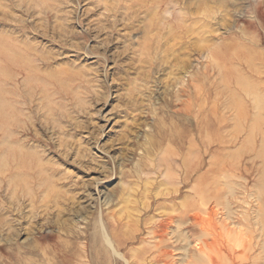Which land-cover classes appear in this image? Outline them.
<instances>
[{
  "label": "rangeland",
  "instance_id": "obj_1",
  "mask_svg": "<svg viewBox=\"0 0 264 264\" xmlns=\"http://www.w3.org/2000/svg\"><path fill=\"white\" fill-rule=\"evenodd\" d=\"M208 46L249 47L253 65L230 62L247 82ZM188 164L203 176L183 187ZM188 205L199 245L242 250L225 222L264 264V0H0V264H156L148 232L170 216L182 251L158 264H206L177 220Z\"/></svg>",
  "mask_w": 264,
  "mask_h": 264
},
{
  "label": "bare ground",
  "instance_id": "obj_2",
  "mask_svg": "<svg viewBox=\"0 0 264 264\" xmlns=\"http://www.w3.org/2000/svg\"><path fill=\"white\" fill-rule=\"evenodd\" d=\"M205 10V12H207V11H209V13L211 14V13H213L214 14V12H211V10H210V8H204ZM205 14V13H204ZM213 14H211V15H213ZM241 15V14H240ZM242 17V16H241ZM183 18L184 17H180V20H178L177 21V24H178V26H175L174 28H172V34H173V38L176 40L177 38H184L186 41L184 42V46H183V49H188L189 48V46L192 44V46H194L193 45V43L192 42H190V34H191V32H192V27L193 26H190V25H187V24H185L184 22H183ZM250 24L251 25H254V26H258V23L257 22H254L253 20H251L250 21ZM204 33H206L205 31H204ZM201 34V35H205V34ZM198 34H200V32H198ZM237 35V34H236ZM203 37V36H202ZM189 38V40H187ZM203 40L205 41L206 40V38H204L203 37ZM190 42V43H189ZM189 43V44H188ZM252 44H251V46L252 47H254L255 45H254V43L253 42H251ZM198 46V45H197ZM246 48H249V47H242L241 49H238V50H236L235 52H236V54L238 55V56H236V55H234V54H232V56H227V53L224 51V50H222V49H220V50H218V49H216V48H212L211 46H208V52L210 53V55L214 58V60L216 61V63H218V65H219V67L220 66H223V67H225V69H226V71L228 70V72L230 73V72H235L236 73V68H232V63H230V62H233V58L234 59H239L238 61V64H240L243 68H245V66H251V65H253V56H249V52H247L246 51ZM228 50H229V47H228ZM241 60H243V61H245L244 63H243V61H241ZM217 65V66H218ZM238 72V71H237ZM237 75H238V77L240 78V80L242 81H240L242 84H244L245 82H247V81H245L244 79H243V77L241 76V75H239V72L238 73H236ZM227 76H229V74L227 73ZM237 77V78H238ZM194 79V82H193V88L195 89V92H198L197 94H200V85H199V81H200V79L199 78H197V77H194L193 78ZM209 90H211L212 89V85L208 82L206 85H205ZM183 101H185V100H183ZM191 104H193L192 103V101H190V100H186V105H185V107L186 108H188V109H191ZM168 125V124H167ZM165 126H166V124H165ZM186 136V135H185ZM155 142H160L158 139H157V141H155ZM175 142L174 141H172V144H174ZM188 143H189V145H190V148L193 150V152H192V154H194V155H196L197 153L195 152L196 150H197V148L199 147V144H200V141L198 140V139H192V141H189L188 140ZM170 148H172V145L170 146ZM172 152H174L173 154H178V155H184V157H183V161L185 162L186 160H188V161H191L192 160V157H190V155H189V153L188 152H186V153H184L182 150H179L178 148H175V149H173L172 150ZM188 153V154H187ZM191 166L188 164V165H185V166H183L182 168L184 169V170H187V169H189ZM198 170H199V166H198V164H196V166L195 167H191V170H190V172H186L187 174L184 176V177H182L183 178V181H182V186L184 187V186H188V185H190L192 182H191V179H192V177H193V175H196V172L198 173ZM199 174V176L201 177V176H203V175H201L200 173H198ZM190 176H191V179L189 180L188 179V177L190 178ZM197 177L196 178V184H195V190H196V194H197V196L196 197H199L200 196V193H201V185H200V177ZM179 188V187H178ZM114 196V199H115V195H113ZM112 196V197H113ZM186 196H191V193H188V194H186ZM113 199V200H114ZM155 199V198H154ZM189 207H186L184 210H185V214H180L179 215V217H178V223L179 224H185L186 225V223L187 224H189V227L191 228V230H192V232H193V235L195 236L194 237V244H192L193 245V247H194V250L192 251V249L191 248H188V249H191V256H192V258L194 257V259H195V261L194 262H196V260L198 259V255H200L199 256V259L200 260H206V262L208 263V264H214V262L215 261H217V264L220 262V260H222L223 259V257L225 256L223 253L225 252V248L223 249V252L222 251H220V250H218V251H214V248H212V244H209L208 242H206V241H204L203 242V244H205V246H203V245H199V243H198V241L200 240H197L198 238V233H199V231L201 230L202 232H206V231H208V230H206V228H205V226H203L204 224H202V219H201V216L202 215H200V212H197V211H194V207H192V205H188ZM191 206V207H190ZM209 214V213H208ZM210 216V215H209ZM212 217V216H211ZM168 218H170L171 220H169L168 219V221H161V222H159V224H155V225H153L152 227V229H150L149 230V232H148V234H149V236H150V240H153V241H155L154 242V244H152V245H154V250H155V252L153 251V253L151 254V260L150 261H153L154 263H156V264H158V263H163V261L165 262L169 257L168 256H170L169 255V253L171 254V252H168V249L167 248H169L168 246H171L173 249H174V247H176V245H174V244H168L167 242H168V236L171 234V233H173V232H170V230L171 229H173V227L175 226L173 223H174V216H170V217H168ZM215 219V218H214ZM224 219V218H223ZM204 222H206V221H204ZM177 223V224H178ZM209 223V222H208ZM223 224L221 225V231H220V236H223L224 235V237H226V241L229 239V238H234V239H236L235 241L237 242L236 244H239L240 245V249H242V250H239V251H234L233 249H231L230 247V249L233 251V253H232V255L230 256V255H228V256H230V257H226L225 256V258H229V260L231 261L230 262V264H259V258L257 257V256H254L253 255V253H252V249H253V242H252V239H251V236L249 235V234H247V232L246 231H244L242 228H238V230H236L235 229V227L234 228H232L231 230L226 226V223L225 222H222ZM178 224V225H179ZM206 224V223H205ZM227 224H229V226H230V223H227ZM210 225V224H209ZM218 225V224H217ZM188 227V226H187ZM210 228V227H209ZM218 228H219V225H218ZM189 229V228H188ZM187 229V230H188ZM174 230V229H173ZM220 230V229H219ZM210 232L212 231V230H209ZM174 232H175V230H174ZM176 233V232H175ZM211 233H213V232H211ZM173 235H175V234H173ZM200 235V234H199ZM206 235V234H205ZM215 235V234H214ZM171 236V235H170ZM208 236V235H207ZM217 236V235H216ZM203 236H201V238H202ZM210 237H211V235H210ZM174 238V237H173ZM172 238V239H173ZM180 238H181V236H180ZM179 238V239H180ZM193 238V237H192ZM208 238H209V236H208ZM212 238V237H211ZM176 239V242H177V239L178 238H174V240ZM215 239H216V237H215ZM233 239V240H234ZM150 240H148V241H150ZM171 240V239H170ZM210 240V239H209ZM232 240V241H233ZM152 241V242H153ZM216 241H217V239H216ZM216 241H215V243H216ZM226 241H225V243H226ZM230 241H231V239H230ZM229 241V242H230ZM234 241V242H235ZM118 243H119V241H117ZM170 242V241H169ZM174 242V241H173ZM178 243V242H177ZM228 243V242H227ZM151 244V243H150ZM190 245H191V243H189ZM214 244V243H213ZM119 245V244H118ZM191 245V246H192ZM230 245V243H228V246ZM232 245V244H231ZM235 245V244H234ZM120 246V245H119ZM227 246V245H226ZM188 247V246H187ZM177 248L180 250V248L179 247H176V250H177ZM228 248V247H227ZM234 248V247H233ZM236 248H237V245H236ZM118 249H119V247H118ZM184 249V248H183ZM139 250H141V251H139ZM150 250V249H149ZM185 250H187V249H185ZM226 250H228V249H226ZM129 251H131V252H133V257L132 258H134V259H136L138 262H140L141 260L142 261H144L143 259H144V257H145V253H144V251L142 250V249H133V247L129 250ZM180 251H182V250H180ZM190 251V250H189ZM175 252V251H174ZM177 252H179V251H177ZM215 252V253H214ZM222 252V254L224 255V256H221L220 255V253ZM226 254H229V253H227V252H225ZM173 254V253H172ZM188 254V253H187ZM77 255V254H76ZM84 255V253H82V252H80V253H78V258L80 259V257H82ZM253 255V256H252ZM176 256V255H175ZM175 256H173V257H175ZM188 257H190V254L189 255H187ZM225 258H224V260H225ZM231 258V259H230ZM128 259V258H127ZM149 259H150V257H149ZM174 259V258H173ZM131 260V259H130ZM171 260V259H170ZM187 260V259H186ZM192 260V259H191ZM227 260V259H226ZM173 261H175V260H173ZM199 261V260H198ZM147 262V261H146ZM152 262V263H153ZM185 262H187V261H185ZM193 262V263H194ZM205 262V263H206ZM142 263V262H141ZM200 263V262H199ZM204 263V262H203ZM206 263V264H207ZM134 264V263H133ZM137 264V263H136ZM143 264H145L144 262H143ZM172 264V263H171ZM174 264V263H173ZM177 264V263H176ZM188 264V263H187ZM192 264V263H191ZM220 264V263H219Z\"/></svg>",
  "mask_w": 264,
  "mask_h": 264
}]
</instances>
